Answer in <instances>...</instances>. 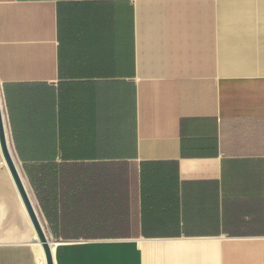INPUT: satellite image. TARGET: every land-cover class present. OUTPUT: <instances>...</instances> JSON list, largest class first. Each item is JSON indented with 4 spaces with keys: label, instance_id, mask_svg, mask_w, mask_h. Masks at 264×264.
Wrapping results in <instances>:
<instances>
[{
    "label": "crops",
    "instance_id": "obj_1",
    "mask_svg": "<svg viewBox=\"0 0 264 264\" xmlns=\"http://www.w3.org/2000/svg\"><path fill=\"white\" fill-rule=\"evenodd\" d=\"M0 93L55 264H264V0H0Z\"/></svg>",
    "mask_w": 264,
    "mask_h": 264
},
{
    "label": "water",
    "instance_id": "obj_2",
    "mask_svg": "<svg viewBox=\"0 0 264 264\" xmlns=\"http://www.w3.org/2000/svg\"><path fill=\"white\" fill-rule=\"evenodd\" d=\"M0 147L2 150V154L7 162L8 169L10 171V174L20 192V195L24 201V204L27 208V211L30 215V218L32 220V223L34 225L36 234L39 238V240L42 242L45 255H46V261L47 264H55L54 256L52 253V248L50 245L49 237L40 222L37 210L32 202V199L28 193V190L26 188V185L24 183L23 177L20 173V169L14 159L13 153L10 150V147L8 145L7 141V134H6V128L4 124L3 119V112H2V106L0 101Z\"/></svg>",
    "mask_w": 264,
    "mask_h": 264
},
{
    "label": "bare ground",
    "instance_id": "obj_3",
    "mask_svg": "<svg viewBox=\"0 0 264 264\" xmlns=\"http://www.w3.org/2000/svg\"><path fill=\"white\" fill-rule=\"evenodd\" d=\"M1 94V93H0ZM0 101H1V106H2V112H3V103H2V98H1V95H0ZM3 119H4V124H5V128H6V123H5V117H4V113H3ZM6 134H7V130H6ZM7 141H8V136H7ZM8 145L10 147V144L8 142ZM0 150H1V147H0ZM10 150L12 151L11 147H10ZM1 153H2V150H1ZM13 153V152H12ZM3 155V154H2ZM4 157V156H3ZM1 162V161H0ZM4 162L5 164H7L5 158H4ZM7 168V167H6ZM37 239L39 240L38 236H37ZM50 241V240H49ZM40 244L42 245L43 247V244L42 242L39 240ZM51 245V244H50ZM52 248V247H51ZM43 251H44V247H43ZM53 253V252H52ZM44 255H45V251H44ZM54 256V255H53ZM45 261H46V255H45ZM55 261V260H54ZM46 264H47V261H46Z\"/></svg>",
    "mask_w": 264,
    "mask_h": 264
}]
</instances>
